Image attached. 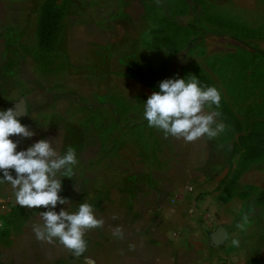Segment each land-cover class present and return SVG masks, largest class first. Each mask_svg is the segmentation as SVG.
Returning a JSON list of instances; mask_svg holds the SVG:
<instances>
[{"label": "crops", "instance_id": "obj_1", "mask_svg": "<svg viewBox=\"0 0 264 264\" xmlns=\"http://www.w3.org/2000/svg\"><path fill=\"white\" fill-rule=\"evenodd\" d=\"M150 10L149 0H0V110L25 112L35 133L10 139L17 151L41 139L60 154L75 147L79 163L60 193L71 203L55 211L88 202L105 221L74 257L58 240L36 239L47 209L0 208V264H264V158L242 171L209 140L207 155L187 161L182 139L163 134L169 155L152 154L150 133L163 132L144 119L155 91L142 58L150 35L155 45L165 35L150 27ZM9 196L11 184L0 183V205Z\"/></svg>", "mask_w": 264, "mask_h": 264}, {"label": "rangeland", "instance_id": "obj_2", "mask_svg": "<svg viewBox=\"0 0 264 264\" xmlns=\"http://www.w3.org/2000/svg\"><path fill=\"white\" fill-rule=\"evenodd\" d=\"M149 3L150 27L165 35L164 45H155L150 35V49L142 58L151 89L158 92L163 80L191 75L202 86L217 87L222 94L221 106L207 110L219 111L218 121L225 123L227 130L213 139L211 152L230 155L232 166L242 171L257 167L250 159L264 158V26H260L264 23V0ZM162 134L150 133L154 155L161 156L164 151L169 155L158 138ZM180 142L187 161L201 160L208 153V148H203L208 139Z\"/></svg>", "mask_w": 264, "mask_h": 264}, {"label": "clouds", "instance_id": "obj_3", "mask_svg": "<svg viewBox=\"0 0 264 264\" xmlns=\"http://www.w3.org/2000/svg\"><path fill=\"white\" fill-rule=\"evenodd\" d=\"M159 89L147 99L144 119L149 127L161 130L165 138L171 136L187 143L201 138L213 140L226 132L227 125L218 121L221 113L206 111L213 105L217 109L221 106L222 94L217 87L202 86L200 80L191 75L187 79H165L160 82ZM25 114L17 107L0 110V172L3 174L0 183L11 184L20 206L47 209L40 212L43 224L33 226L38 241L53 243L58 240L74 257H81L89 249L88 232L103 228L105 221L88 202L79 204L76 211H55L58 204L71 203L60 193L63 178L71 179L75 174L74 167L79 163L77 150L69 146L64 154H60L55 142L41 139L26 150L17 151L19 143L10 137L31 138L35 135L21 123L20 117ZM249 225V215L244 214L236 228L244 231ZM112 235L118 240L125 238L121 226L114 228ZM232 243L238 246L239 240L234 239Z\"/></svg>", "mask_w": 264, "mask_h": 264}, {"label": "built area", "instance_id": "obj_4", "mask_svg": "<svg viewBox=\"0 0 264 264\" xmlns=\"http://www.w3.org/2000/svg\"><path fill=\"white\" fill-rule=\"evenodd\" d=\"M185 191L188 194H193L194 193V187L192 185H187V186H185ZM17 205H19V204L16 202L15 196H9L5 200H3V202L0 205V208H1V211L3 213H9ZM0 226H2L1 223H0ZM220 264H230V263L226 260H223V261H221Z\"/></svg>", "mask_w": 264, "mask_h": 264}]
</instances>
